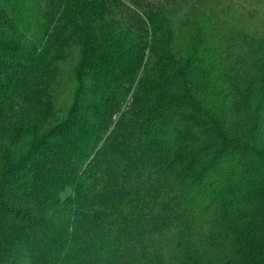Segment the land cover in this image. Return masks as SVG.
<instances>
[{
  "label": "trees",
  "instance_id": "trees-1",
  "mask_svg": "<svg viewBox=\"0 0 264 264\" xmlns=\"http://www.w3.org/2000/svg\"><path fill=\"white\" fill-rule=\"evenodd\" d=\"M0 264H264V0H0Z\"/></svg>",
  "mask_w": 264,
  "mask_h": 264
}]
</instances>
